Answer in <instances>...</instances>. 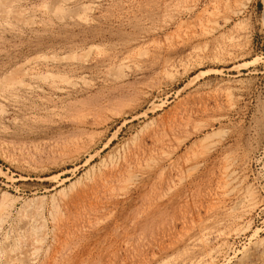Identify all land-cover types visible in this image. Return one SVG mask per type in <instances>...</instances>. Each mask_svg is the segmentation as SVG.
I'll list each match as a JSON object with an SVG mask.
<instances>
[{
    "label": "rangeland",
    "instance_id": "rangeland-1",
    "mask_svg": "<svg viewBox=\"0 0 264 264\" xmlns=\"http://www.w3.org/2000/svg\"><path fill=\"white\" fill-rule=\"evenodd\" d=\"M0 264H264L263 0H0Z\"/></svg>",
    "mask_w": 264,
    "mask_h": 264
},
{
    "label": "bare ground",
    "instance_id": "bare-ground-1",
    "mask_svg": "<svg viewBox=\"0 0 264 264\" xmlns=\"http://www.w3.org/2000/svg\"><path fill=\"white\" fill-rule=\"evenodd\" d=\"M263 3H264V0H263Z\"/></svg>",
    "mask_w": 264,
    "mask_h": 264
}]
</instances>
